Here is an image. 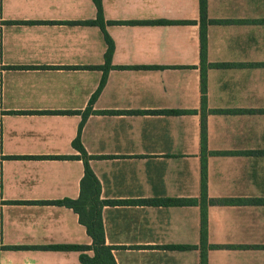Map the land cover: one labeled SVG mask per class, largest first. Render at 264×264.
<instances>
[{
	"label": "crops",
	"instance_id": "0c3cea01",
	"mask_svg": "<svg viewBox=\"0 0 264 264\" xmlns=\"http://www.w3.org/2000/svg\"><path fill=\"white\" fill-rule=\"evenodd\" d=\"M102 6L115 49L80 138L116 263L264 264V0H207L205 102L200 0ZM96 17L93 0H0V247H25L0 264H82L38 247L92 245L54 203L81 196L73 143L108 51Z\"/></svg>",
	"mask_w": 264,
	"mask_h": 264
},
{
	"label": "trees",
	"instance_id": "16d2710c",
	"mask_svg": "<svg viewBox=\"0 0 264 264\" xmlns=\"http://www.w3.org/2000/svg\"><path fill=\"white\" fill-rule=\"evenodd\" d=\"M97 8V17L95 21L86 22L84 24L96 25L100 27L104 33L105 40L108 44V51L106 53V65L103 67H97L98 69L104 70V77L101 82V85L95 94L91 105L87 110L82 114V123L78 133V137L73 143L74 148L80 153V156H77V159H81L85 165V176L81 183V196L78 200H65L60 202H55V205L66 206L73 209L80 217V222L86 227L88 235L92 238L91 246H50V247H38L42 249H54V250H63V251H78L81 253L80 261L82 264H117L113 255V248L106 245L104 227L102 222V203L100 202V183L95 173L92 171L89 161L91 157L87 154L84 147L81 143V131L82 127L85 124L88 117L94 113L93 112V103L95 98L101 92V89L106 83L108 72L111 69L112 57L114 54V42L109 36L106 30L107 22L104 18L102 0H93ZM200 9H201V60H202V92L204 95V102L206 98V71L210 66L207 63V28L208 24L211 22L208 20L207 16V0H200ZM149 23V22H148ZM159 23V22H152ZM168 115H177L182 112L179 111H160ZM158 112V113H160ZM61 114H72L73 111H63L56 112ZM157 113V112H155ZM64 158V157H61ZM202 202L207 203V187H206V166L203 165V182H202ZM187 202L176 201V200H166L161 202L164 205H183ZM205 208L203 212V220L205 225ZM203 238L205 239V230L202 233ZM25 247H0V252L3 249H22ZM88 251L93 252V256L87 254ZM205 258L202 261V264H205Z\"/></svg>",
	"mask_w": 264,
	"mask_h": 264
}]
</instances>
